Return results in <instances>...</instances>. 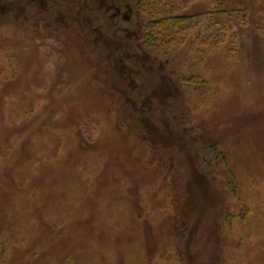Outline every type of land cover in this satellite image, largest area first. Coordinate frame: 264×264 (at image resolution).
I'll list each match as a JSON object with an SVG mask.
<instances>
[{
    "label": "rangeland",
    "instance_id": "obj_1",
    "mask_svg": "<svg viewBox=\"0 0 264 264\" xmlns=\"http://www.w3.org/2000/svg\"><path fill=\"white\" fill-rule=\"evenodd\" d=\"M119 1L133 11L117 25L144 29L141 6L160 0ZM183 7L194 30L179 49L148 50L172 82L149 75L157 99L135 103V122L102 59L121 33L96 49L33 8L0 12V264H264V0ZM146 76L134 73L140 89ZM181 101L191 126L178 130ZM162 137L185 152L172 174L152 150Z\"/></svg>",
    "mask_w": 264,
    "mask_h": 264
},
{
    "label": "trees",
    "instance_id": "obj_2",
    "mask_svg": "<svg viewBox=\"0 0 264 264\" xmlns=\"http://www.w3.org/2000/svg\"><path fill=\"white\" fill-rule=\"evenodd\" d=\"M8 0L4 3V7L0 5V12L4 13L5 10L8 11H17L18 14H25V12L29 9H34L38 15L42 14L50 23H54L56 26L64 27L65 29H71L75 27L76 33L78 37L86 35L90 46H93L98 49L96 42H100L105 39V34L108 37H113L114 29L112 28V23L108 21V17H106L105 26L109 27V33L106 31H102L104 24L101 25V18H104L102 14L99 13V8L104 7L108 9L110 12L115 9H120V12L123 15H126L127 23L132 19V7L128 4H122L119 0ZM184 0H160L158 2H150L147 1L144 5H142V10H144L147 15L150 17V22L147 23L146 27L143 29L140 26H136L135 29L125 28L127 30V34L121 33L116 42L112 44L115 45L118 50L115 53L107 52L106 59H104L107 68L109 67L107 58L108 54L109 58H111L112 67L116 71L114 73V77L110 79H116V85L113 87H109L110 90L115 95V100L118 99L119 103L123 100L124 104L127 103L126 108L130 111V114L135 122L136 116L132 114L134 107L131 102L126 100L131 99V96H134L135 91L138 92V99H141L142 102L150 103V100H153L151 94L156 86V81H152L149 75L154 71L157 73V78L162 79L161 81L164 83V88L167 89V86L170 82H172V77L168 73L167 68L161 66L159 62L154 60L147 52L151 51H161V50H169V49H179L183 45H185L188 37L193 32L194 28L191 25V22L199 17H188L182 15L184 9ZM125 8L122 12L121 9ZM93 9V10H92ZM51 14V15H50ZM50 15V16H49ZM243 22V21H242ZM246 26V22L243 23ZM113 29V30H111ZM242 30L245 32L246 29L242 27ZM105 33V34H104ZM220 32L215 35L214 38L219 36ZM224 34V33H223ZM204 43L205 40H202ZM221 44V41H219ZM104 50V49H103ZM247 52V49L242 47L241 53ZM244 53V55L246 54ZM122 53H127L128 57L121 58V66L123 67L121 72V79L119 77L120 70L117 65V60L120 59L118 56ZM249 59V57L247 58ZM127 60H131L130 68L127 66ZM137 63L141 64V68H133ZM248 65V63H247ZM143 71L147 73L146 77H141L142 83H144L145 87L140 89L139 83L135 82L132 79L131 82H135L136 85L129 86L130 81L127 83L123 81L124 76L129 78V73L131 71ZM163 70V71H162ZM149 73V74H148ZM134 77V76H133ZM171 80V81H170ZM175 84V83H174ZM107 85L110 86L109 82ZM139 88L138 90H135ZM176 89V93L179 94V89ZM135 90V91H134ZM129 95V97H128ZM169 96L172 93L168 94ZM135 99L132 98V100ZM137 99V98H136ZM131 100V101H132ZM140 100V101H141ZM147 106V103H144ZM143 103L140 109L142 110L144 107ZM180 106L175 108L174 106L170 109L169 117L172 125L175 129L181 130L185 128H189L191 126L190 120L187 119L183 113V102L181 101ZM175 108V109H174ZM173 114V116H172ZM157 116V115H156ZM171 139L168 137H162L160 139V146H154L152 150L156 154V158H160L159 166H161V170H168L169 173L172 174L177 172V170L173 169L176 165L175 159H179L178 157H182L184 155L183 147L171 145ZM221 153V152H220ZM214 154H218V152H214ZM160 156V157H159ZM216 160V157H215ZM179 171V170H178ZM215 178H219V174L214 173ZM165 178V176H163ZM169 178H172L170 175ZM174 181H177V196L180 195L178 190H181L183 184V176L178 175L173 176ZM185 186V185H184ZM187 227V228H186ZM182 232L187 235L185 241H183V250L187 255L192 250V242L193 235L197 234L195 228H192L187 223L181 227ZM195 256L189 255L188 264H195L193 259L197 260L198 258Z\"/></svg>",
    "mask_w": 264,
    "mask_h": 264
},
{
    "label": "flooded vegetation",
    "instance_id": "obj_3",
    "mask_svg": "<svg viewBox=\"0 0 264 264\" xmlns=\"http://www.w3.org/2000/svg\"><path fill=\"white\" fill-rule=\"evenodd\" d=\"M93 10V9H92ZM99 13L100 14H102V16L104 17L103 19H106V17H108V21H110L111 23H112V28L114 29V32H113V36L114 35H116L117 33H125V34H127V30L125 29V28H121L120 26H118L117 24L119 23V20L120 19H122V20H124L125 18H126V15H123L121 12H120V9L118 8V9H115V8H113V10L110 12L108 9H105L104 7H101V8H99ZM118 50V48L114 45V48L112 49V53H115L116 51ZM120 59H119V62H121V58L122 57H128V55H127V53H122L121 55H119L118 56ZM121 69H123V67L121 66V64H120V67H119V70H120V74H119V77H121V72H122V70ZM124 70V69H123ZM138 71H131L130 72V74L131 75H133L134 76V73H137ZM130 75V76H131ZM129 76V78H131ZM132 76V77H133ZM131 79H134V77L133 78H131ZM162 86H164L163 84H161ZM157 88H159V81H158V79H156V86H155V89L153 90V92H152V94H151V97L155 100V99H157V92H158V90H156ZM126 100L127 101H129V102H131V104L133 105V107H134V110L136 109V105H135V103L137 104V103H140V105H142V103H143V105H144V103H147V105L149 104L148 102H142V100L140 101H138V100H136V101H134V99L132 100V99H128L127 97H126ZM132 100V101H131Z\"/></svg>",
    "mask_w": 264,
    "mask_h": 264
}]
</instances>
